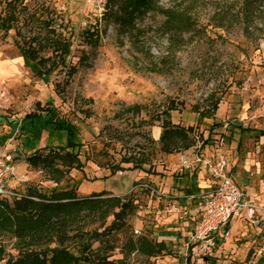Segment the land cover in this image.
I'll list each match as a JSON object with an SVG mask.
<instances>
[{
	"label": "rangeland",
	"instance_id": "374dc122",
	"mask_svg": "<svg viewBox=\"0 0 264 264\" xmlns=\"http://www.w3.org/2000/svg\"><path fill=\"white\" fill-rule=\"evenodd\" d=\"M155 1L180 18L183 28L169 24V15L151 11L131 29L112 18L110 9L87 0H0V23L13 15L11 30L0 31V147L6 142L9 150L16 149V176L9 183L13 196L0 200L12 206L31 191L51 195L73 189L80 198L106 193L103 198L134 205L124 229L107 240L112 250L93 234L101 222L85 220L91 250L73 244L76 255L126 257L128 264H264V218L257 228L235 222L231 238L213 255L189 261L192 253L184 245L199 215L173 208L176 189L189 172L183 161L216 154L227 157L233 178L264 208V0L251 6L248 0ZM94 32L97 45L91 47L86 39ZM49 35L72 44L75 75L61 67L45 79L25 64L20 48ZM53 51L47 47L43 56L53 57ZM51 64L52 59L46 70ZM46 107L53 114L40 110ZM33 112L42 117L34 148L13 132V125ZM165 113L174 125L193 129L190 150L164 152ZM66 124L77 128L85 166L69 170L58 161L65 172L56 183L26 157L45 147H65L67 133L56 126ZM8 136L15 140H5ZM143 238L163 243L165 250L150 260L131 251L130 244ZM31 240L0 229L5 256L0 264L17 259L22 242ZM40 241L46 243L44 237ZM50 244L43 249L57 247Z\"/></svg>",
	"mask_w": 264,
	"mask_h": 264
},
{
	"label": "trees",
	"instance_id": "16d2710c",
	"mask_svg": "<svg viewBox=\"0 0 264 264\" xmlns=\"http://www.w3.org/2000/svg\"><path fill=\"white\" fill-rule=\"evenodd\" d=\"M248 1L250 6L254 2V0ZM13 4V2L9 3L8 9L14 7ZM115 8H117V11H114ZM105 9H110V16L116 18L117 21L119 20L122 26L131 29L135 28L134 23L138 17L151 11L169 15V24L178 22L179 29L183 28L182 21L178 20L180 18L172 17L168 11L164 12L157 7L155 0H108ZM12 23L13 15H10L0 23V31H5V34L8 33L12 28ZM97 36L95 32L87 35L86 41L91 47L97 45ZM53 37L50 35L47 36V39L37 37L27 42L24 45L26 47L23 48L22 46L20 52L25 64L35 67L38 75L45 79L61 67H69V77L75 75L77 70L70 63L72 44L67 40L63 41L58 38L52 40ZM47 47L54 49L53 57L46 58L43 56ZM51 59L52 64L46 70V66L51 62ZM218 105L219 103H216L215 109ZM40 110L48 112L47 116L53 114L48 107L46 109L40 108ZM165 114H167V119L163 122V134L160 139L164 152L173 154L190 150L194 146V142L191 143L189 132H193V129H185L174 125L171 122L170 113ZM41 120L42 117L37 112L27 114L20 121V124L13 125V132L18 131L17 137L24 136L26 146L34 148L41 137ZM56 129L67 133L68 142L66 146L45 147L36 150L26 157V162L34 168L44 169L50 173L53 181L59 183L62 181L65 171L59 169L58 161L69 170H83L85 165L81 159L83 144L78 139L77 128L66 124L56 126ZM10 136L4 139L8 140ZM260 136H264V131L260 133ZM181 146L182 149H180ZM45 151L48 152L47 156L42 155ZM126 163L132 164L127 160ZM142 164L144 163L142 162ZM188 191L186 190L187 193ZM104 195L106 193L80 198L77 196L76 191L71 189L54 192L51 195L31 191L23 195L21 199L15 198L12 206L9 205L7 200H0V229L9 233H17L21 238L32 239L31 242H22L24 246L19 249L17 259L12 257L7 264H128L126 257L118 261H111L106 257L93 259L85 253L76 255L71 251L70 246L73 244L82 246L86 253L91 250L90 242L87 238L85 239L87 233H84L86 231L83 228L87 223L85 220L88 219L93 220V222H101V229H99L101 232L99 230L93 231V234L98 237L96 241H103L104 246L113 249V246L107 240L114 233L124 229L126 216L130 212L129 209L134 208V205L130 201H125L119 197L103 198ZM111 217L112 221L108 225V220ZM76 225L77 228L75 229L74 226ZM40 237H44L46 243L42 244ZM50 243L57 245V247L43 249V246ZM130 245L131 251L146 256L148 260L160 256L165 250L163 243L156 244L145 238L139 239L136 243ZM79 250L81 251V249ZM2 258L5 260L4 250L0 248V262L3 261Z\"/></svg>",
	"mask_w": 264,
	"mask_h": 264
},
{
	"label": "built area",
	"instance_id": "2783aa9c",
	"mask_svg": "<svg viewBox=\"0 0 264 264\" xmlns=\"http://www.w3.org/2000/svg\"><path fill=\"white\" fill-rule=\"evenodd\" d=\"M87 1L101 9H105L108 3V0ZM9 140L13 142L15 138ZM15 152L16 149L9 150L6 142L0 147V198L9 197V194L13 196L9 183L16 176ZM182 166L187 171L204 168L209 181V186L201 195L190 196L196 201L199 216L194 234L188 237L184 245L192 253L188 260L191 257L208 259L213 255L231 238V228L235 222L259 227L261 218H264V208L257 207L237 184L229 172L230 165L225 155L199 156L192 162L184 160ZM173 208L179 212L182 210L179 205ZM183 212L187 214L186 210Z\"/></svg>",
	"mask_w": 264,
	"mask_h": 264
},
{
	"label": "crops",
	"instance_id": "0c3cea01",
	"mask_svg": "<svg viewBox=\"0 0 264 264\" xmlns=\"http://www.w3.org/2000/svg\"><path fill=\"white\" fill-rule=\"evenodd\" d=\"M230 170L231 169L229 166V172L231 174ZM194 172H196V174H194ZM190 174L191 173L189 171L188 175H186L185 177V180L182 183H180V185L177 187L176 193L174 196V198L180 199V200L178 199V201H176L175 203L178 204L181 207V209L186 210L188 213V216H189V213L195 214L197 212L196 211V201H193L190 198V196L191 195H201L205 191V189L209 186V181H208L204 168L200 167L196 169V171L195 170L193 171V175H190ZM237 184L239 185V183ZM184 189L189 190L188 193L186 191L183 192ZM187 206L189 208H193L194 210L191 212V210ZM189 219H192V218L189 217Z\"/></svg>",
	"mask_w": 264,
	"mask_h": 264
}]
</instances>
